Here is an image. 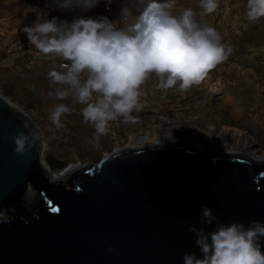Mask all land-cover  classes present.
I'll use <instances>...</instances> for the list:
<instances>
[{
  "label": "water",
  "instance_id": "water-1",
  "mask_svg": "<svg viewBox=\"0 0 264 264\" xmlns=\"http://www.w3.org/2000/svg\"><path fill=\"white\" fill-rule=\"evenodd\" d=\"M204 205L218 217L208 231L264 222V155L158 141L68 166L0 89V264H183L199 255L189 229Z\"/></svg>",
  "mask_w": 264,
  "mask_h": 264
},
{
  "label": "clouds",
  "instance_id": "clouds-1",
  "mask_svg": "<svg viewBox=\"0 0 264 264\" xmlns=\"http://www.w3.org/2000/svg\"><path fill=\"white\" fill-rule=\"evenodd\" d=\"M59 11L74 12L69 22L56 16L22 28L27 42L45 59L55 61L46 72L57 101L70 99L80 105L85 123L93 126L89 138L99 147L110 131V122L136 123L144 107L145 82L154 75L163 91H186L203 83L210 72L232 55L231 46L215 27L201 24L191 8L173 14L175 0H121L118 20L87 13L113 0H53ZM47 7V5H46ZM200 15L217 12L219 0H199ZM244 15L249 22L264 19V0H246ZM120 25V26H118ZM72 108L57 103L50 112L56 129ZM15 150L22 153L30 136L13 137ZM218 220L207 205L201 208L203 226L191 227L196 253H185L183 264H264V222L230 224Z\"/></svg>",
  "mask_w": 264,
  "mask_h": 264
},
{
  "label": "rangeland",
  "instance_id": "rangeland-1",
  "mask_svg": "<svg viewBox=\"0 0 264 264\" xmlns=\"http://www.w3.org/2000/svg\"><path fill=\"white\" fill-rule=\"evenodd\" d=\"M33 2L49 18L56 16L70 22L74 16L80 15L78 11L57 10L53 0ZM113 2L115 3L109 11H105L101 4L93 10V14L105 15L111 20L118 19L121 0ZM185 3L183 10L191 8L197 13L196 18L201 24L215 27L223 42L232 47V55L225 61V67L234 73L236 82L233 84L237 85L234 94L212 91L210 104L205 98L194 97L200 89L192 91L190 88L186 95V91L176 89L163 91L157 87V78L152 75L146 81L148 94L152 97L145 94L141 98L144 104L142 111L133 113L138 116L137 122H110V131L100 138L99 147H93L89 143L94 128L83 121L81 106L70 99L57 101L48 96L54 87L50 85L46 72L53 63L60 61L37 57L35 55L41 54L33 53L27 46L20 48V51L11 50L9 47L13 38L9 36L6 25L13 22L12 16L23 17L24 14L20 11H15L14 14L5 10L0 12V89L27 108L42 126L47 156H53L61 162L69 159V163L65 162L68 166L94 163L103 155L124 148L128 137L135 136V141L140 143V139H145L147 135H153L156 142L166 139L170 142L182 141L186 145H204L228 151L245 149L249 152L252 149L257 155H264V149L257 146L259 132L253 124L258 122L259 127H262L264 123V19L256 22L246 19V0H219L217 12L206 16L200 15L202 9L199 7V0H186ZM6 4L10 7L8 2ZM38 14L39 11L29 13L26 18H35ZM208 78L203 82L202 88L212 79L211 77L208 81ZM247 85H254V89L245 96ZM181 102L187 110L178 114L175 111ZM57 103H65L72 108L71 114L62 120L65 127L59 130L49 119L50 112ZM167 105L175 108L169 112ZM59 173L58 170L50 171V177Z\"/></svg>",
  "mask_w": 264,
  "mask_h": 264
},
{
  "label": "trees",
  "instance_id": "trees-1",
  "mask_svg": "<svg viewBox=\"0 0 264 264\" xmlns=\"http://www.w3.org/2000/svg\"><path fill=\"white\" fill-rule=\"evenodd\" d=\"M7 2L10 5V7L6 4ZM185 2H186V0H175V4H174L173 10H172L174 15H179V14H181V12H183L182 10L185 7V4H186ZM29 7H31V8H29ZM3 10L9 12L10 14L16 13L15 11H20L24 14L23 17L12 16L13 22L10 25H6V29L9 32V36H11L13 38V40H12L13 42H12L11 47H9V46L8 47L13 51H20L21 50L20 48L27 46L28 48H30V51H32L33 53H37V51L32 46H30L28 44L27 38L25 39L26 36L23 33L22 28L25 26L32 25L35 21H40V20L46 19L47 17L44 15L42 10H40V8L36 7V4H35V2H33V0H11V1L10 0H0V12H2ZM35 11H39L38 16H36L35 18H26V16L29 13H33ZM35 56L40 57L42 55H35ZM225 66H227L226 62L218 65L216 69H214L212 72H210L209 78H208V81H209L210 78L212 77V79L209 82L210 85L208 84L204 88H202L203 83H201L200 85H194L192 87V91H199V89H200L198 94L194 95V97L205 98V100L210 101L209 103L211 104L212 99H211L210 94H212V91H214L215 93L227 92L230 94H234L235 88H237V85H235L233 83L236 82V79H235L234 73L231 72L230 70H227ZM213 80L215 81V83ZM217 85L227 86V88L223 87V86L219 87ZM143 87H144V93L146 95L152 97L151 94H148V83L147 82L145 83V85ZM247 88H248V90H245L247 92L244 93L245 96L249 95L248 92L252 91L254 89V85H247ZM184 94L185 95L187 94V90H186V92H184ZM183 106H184V104H182V102H181L180 106L177 107L175 112L180 114V112L182 113L183 111L187 110V108H185ZM173 108H175V107H172V106L170 107L169 105H167L166 109H167V111L170 112V111H173ZM212 116H210V117H212ZM186 117H190V116H186ZM253 124L256 126V128L259 132V134L257 135L258 137H257V141H256L257 146H260L262 149H264V147H263V144H264V123H263L262 127H259L260 123H258V122L253 123ZM67 148H68V146H67ZM66 161L63 159L64 163L65 162L69 163L70 160L66 159ZM59 162H61V161H59Z\"/></svg>",
  "mask_w": 264,
  "mask_h": 264
},
{
  "label": "bare ground",
  "instance_id": "bare-ground-1",
  "mask_svg": "<svg viewBox=\"0 0 264 264\" xmlns=\"http://www.w3.org/2000/svg\"><path fill=\"white\" fill-rule=\"evenodd\" d=\"M45 1V0H44ZM164 125H166L164 123ZM135 136H131V137H128V140H127V145L125 146L126 149H135V148H140V147H143V146H146V145H149V144H152V143H155V137L152 135V136H146L145 139H140V143H137L135 141ZM131 141V142H130ZM162 142H170V141H166V139H161ZM173 142V141H171ZM177 143H183L182 141H176ZM174 143V142H173ZM198 147H206L208 148L207 146H199L197 145ZM246 151V152H245ZM235 152H242V153H250V154H256L255 153V150H250L249 152L247 150H241V151H235ZM60 174V173H59ZM58 175V174H56Z\"/></svg>",
  "mask_w": 264,
  "mask_h": 264
}]
</instances>
